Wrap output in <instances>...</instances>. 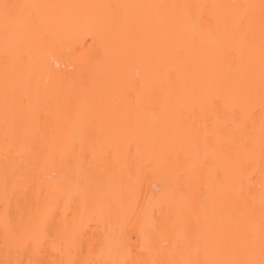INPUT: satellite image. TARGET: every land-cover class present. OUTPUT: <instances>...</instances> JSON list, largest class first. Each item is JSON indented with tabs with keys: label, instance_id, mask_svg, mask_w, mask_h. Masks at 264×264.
<instances>
[{
	"label": "bare ground",
	"instance_id": "6f19581e",
	"mask_svg": "<svg viewBox=\"0 0 264 264\" xmlns=\"http://www.w3.org/2000/svg\"><path fill=\"white\" fill-rule=\"evenodd\" d=\"M264 0H0V264H262Z\"/></svg>",
	"mask_w": 264,
	"mask_h": 264
},
{
	"label": "snow or ice",
	"instance_id": "6c2138e0",
	"mask_svg": "<svg viewBox=\"0 0 264 264\" xmlns=\"http://www.w3.org/2000/svg\"><path fill=\"white\" fill-rule=\"evenodd\" d=\"M262 264H264V262H262Z\"/></svg>",
	"mask_w": 264,
	"mask_h": 264
}]
</instances>
